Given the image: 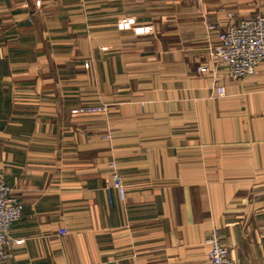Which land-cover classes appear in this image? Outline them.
<instances>
[{"label":"crops","instance_id":"obj_1","mask_svg":"<svg viewBox=\"0 0 264 264\" xmlns=\"http://www.w3.org/2000/svg\"><path fill=\"white\" fill-rule=\"evenodd\" d=\"M231 13L264 0H0V174L22 202L0 264H211L213 228L264 264V62L198 70Z\"/></svg>","mask_w":264,"mask_h":264},{"label":"built area","instance_id":"obj_2","mask_svg":"<svg viewBox=\"0 0 264 264\" xmlns=\"http://www.w3.org/2000/svg\"><path fill=\"white\" fill-rule=\"evenodd\" d=\"M229 23L221 25L210 23L208 30H217L219 40L209 47L210 63L198 67L201 72L209 71L218 74L220 67L225 68L232 81L240 82L254 75L257 66L264 62V14H255L235 20L234 15L228 14ZM216 96H227L224 85L216 86ZM73 114L108 113V104L100 102L97 105H83L75 108ZM110 137V135L108 136ZM112 172V183L107 192L113 202L114 191L122 200L127 197V185L115 161L109 163ZM22 218V202L14 194L4 177L0 175V262H5L11 256L16 240L11 236L13 227ZM206 243L209 247L208 258L211 264H235L231 258L229 246L222 242L217 228H213Z\"/></svg>","mask_w":264,"mask_h":264},{"label":"rangeland","instance_id":"obj_3","mask_svg":"<svg viewBox=\"0 0 264 264\" xmlns=\"http://www.w3.org/2000/svg\"><path fill=\"white\" fill-rule=\"evenodd\" d=\"M258 14H264V13H258ZM0 175H2V174H0ZM3 176V175H2Z\"/></svg>","mask_w":264,"mask_h":264}]
</instances>
